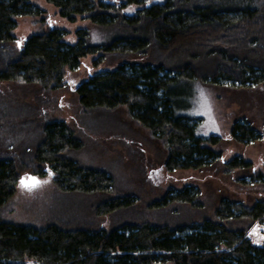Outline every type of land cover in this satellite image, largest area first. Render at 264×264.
I'll list each match as a JSON object with an SVG mask.
<instances>
[{"label":"trees","instance_id":"trees-1","mask_svg":"<svg viewBox=\"0 0 264 264\" xmlns=\"http://www.w3.org/2000/svg\"><path fill=\"white\" fill-rule=\"evenodd\" d=\"M46 1L67 21L84 17L105 29L104 39L90 41L87 30L78 27L76 40L68 42L64 28L39 22L45 27L31 32L18 47V18L43 20V9L33 0H0V84L37 88L35 94H22L29 104L16 107L0 86V133L7 129L3 124L19 121L11 118L10 106L36 107L31 120L38 119L35 144L27 151L8 149L20 145L18 136L0 143V207L27 170L50 171L65 190L105 194L94 206L97 214L136 203L134 194L110 195L113 178L108 170L81 165L66 154L82 147L84 139L65 119L45 112L43 102L66 85L65 76L82 57L95 52L100 53L95 63L106 57L112 66L91 73L74 87L82 113L125 106L132 119L165 145L166 170L205 168L219 161L222 137L196 135L190 118L175 111L182 93L175 85L197 79L210 85L228 81L227 87L264 89V0ZM130 3L143 5L128 15L121 9ZM241 119L233 120L231 139L241 143L262 139L264 121L261 127ZM222 162L244 171L251 165L238 156ZM196 194L186 186L173 194L169 189L152 206L193 204ZM92 221L76 225L52 221L39 227L0 219V264H264V242H255L244 231L264 227V198L245 204L222 195L213 217L197 220L180 221L169 213L163 219L141 215L109 227Z\"/></svg>","mask_w":264,"mask_h":264},{"label":"rangeland","instance_id":"rangeland-1","mask_svg":"<svg viewBox=\"0 0 264 264\" xmlns=\"http://www.w3.org/2000/svg\"><path fill=\"white\" fill-rule=\"evenodd\" d=\"M119 1L121 0H115ZM33 2L43 9V20L38 16L18 18L15 29V43L18 47L27 35L42 26L41 22L64 28L68 33L65 35L68 42L76 40L74 30L78 27L87 30L90 41L104 39L105 29L99 28L91 20L79 17L76 21L70 22L59 16L57 8L46 0ZM142 5L143 3L125 4L121 11L132 15ZM99 54L95 52L82 57L79 66L65 76L66 85L54 91L51 98L43 104L47 114L65 119L71 129L84 139L82 147L68 150L66 154L81 165H93L108 170L113 178L110 195L134 194L136 203L122 211L97 214L94 206L106 197L105 194H82L65 190L56 183L55 175L50 171L35 174L27 170L21 173V178L36 177L40 183L34 187H23L20 178L12 196L0 207V219L39 227L52 221L63 225H76L93 220L91 223L94 225L109 227L111 224L125 219H136L141 215L163 219L170 213L175 219L188 221L203 216L213 217L222 195H230L231 199L245 204L264 198V135L262 139L241 143L231 139L228 133L233 120L237 118L262 127L264 89L261 85L237 88L225 86L228 81L217 86L197 79L176 84V88L182 90V93L177 95L179 105L175 111L190 118L189 122L195 124L196 135L201 137L220 135L222 154L218 157L219 161L205 168L166 170L162 165L166 157L165 145L153 136L151 131L132 119L125 106L113 109L95 108L89 110L87 114L80 111L77 95L73 91L76 84L91 73L112 66V62L106 57L100 63H95L94 60ZM0 86L7 90L8 100L10 99L12 105L16 107L23 102L29 104L22 98L23 93L37 91L33 84L6 82ZM24 96L28 97L25 94ZM10 107L11 118L16 116L15 120L19 121L10 120L3 124L7 129L0 133V143L3 144L7 139L18 136L17 144L20 145L18 147L14 145L12 148L9 146L8 149H15L20 154L35 144L38 119L33 121L31 116L35 113L36 107H32L34 113L31 108L28 109L29 107L26 110ZM262 128L264 132V126ZM234 156L250 162L248 171L229 168L222 162ZM184 186L197 193L193 204L170 202L160 209L152 206L153 201L160 199L167 190L170 189V194H173ZM244 231L249 233L255 242H264V227L254 225Z\"/></svg>","mask_w":264,"mask_h":264},{"label":"snow or ice","instance_id":"snow-or-ice-1","mask_svg":"<svg viewBox=\"0 0 264 264\" xmlns=\"http://www.w3.org/2000/svg\"><path fill=\"white\" fill-rule=\"evenodd\" d=\"M40 183L36 177L25 176L21 178V185L23 187H34Z\"/></svg>","mask_w":264,"mask_h":264}]
</instances>
